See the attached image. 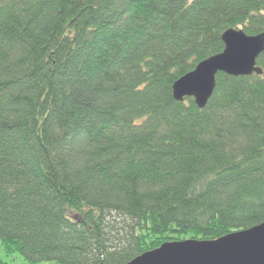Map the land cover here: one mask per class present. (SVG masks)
Segmentation results:
<instances>
[{"label": "trees", "instance_id": "16d2710c", "mask_svg": "<svg viewBox=\"0 0 264 264\" xmlns=\"http://www.w3.org/2000/svg\"><path fill=\"white\" fill-rule=\"evenodd\" d=\"M228 29L264 33V0H0L10 261L128 264L264 223V50L204 109L172 96Z\"/></svg>", "mask_w": 264, "mask_h": 264}, {"label": "water", "instance_id": "95a60500", "mask_svg": "<svg viewBox=\"0 0 264 264\" xmlns=\"http://www.w3.org/2000/svg\"><path fill=\"white\" fill-rule=\"evenodd\" d=\"M223 51L200 62L172 85L177 102L192 98L204 109L215 89V77L261 76L256 60L264 50V33L246 36L228 29L221 36ZM128 264H264V223L213 242L186 240L162 245Z\"/></svg>", "mask_w": 264, "mask_h": 264}, {"label": "rangeland", "instance_id": "374dc122", "mask_svg": "<svg viewBox=\"0 0 264 264\" xmlns=\"http://www.w3.org/2000/svg\"><path fill=\"white\" fill-rule=\"evenodd\" d=\"M0 260L4 261V262H9V264H27L26 261L23 260L22 257L19 256H15L12 261H10L9 258H7L3 251L0 249ZM42 264H46V263H42Z\"/></svg>", "mask_w": 264, "mask_h": 264}]
</instances>
